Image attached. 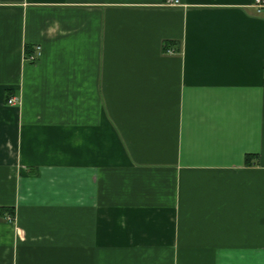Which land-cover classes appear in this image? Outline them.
<instances>
[{
  "label": "crops",
  "instance_id": "1",
  "mask_svg": "<svg viewBox=\"0 0 264 264\" xmlns=\"http://www.w3.org/2000/svg\"><path fill=\"white\" fill-rule=\"evenodd\" d=\"M170 1L0 0V264H264V8Z\"/></svg>",
  "mask_w": 264,
  "mask_h": 264
},
{
  "label": "built area",
  "instance_id": "2",
  "mask_svg": "<svg viewBox=\"0 0 264 264\" xmlns=\"http://www.w3.org/2000/svg\"><path fill=\"white\" fill-rule=\"evenodd\" d=\"M170 3L174 5V4H177L178 1L177 0H173V1H170ZM254 4L257 7L258 11L261 10L262 8H264V0H254ZM36 51L39 52V48H36ZM34 54L29 55L27 57V60L34 61L36 59V57L34 56ZM17 102L18 101L15 98L12 97V98H9L6 103L9 106H14V105L17 104Z\"/></svg>",
  "mask_w": 264,
  "mask_h": 264
}]
</instances>
